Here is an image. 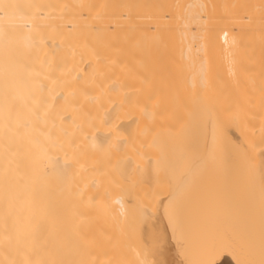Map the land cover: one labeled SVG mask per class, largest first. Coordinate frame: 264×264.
Masks as SVG:
<instances>
[{"label":"bare ground","instance_id":"bare-ground-1","mask_svg":"<svg viewBox=\"0 0 264 264\" xmlns=\"http://www.w3.org/2000/svg\"><path fill=\"white\" fill-rule=\"evenodd\" d=\"M253 24L257 26L258 31L261 28L259 32L261 34L263 32L262 35H264V0H0V264H77L76 261L80 260L85 261L84 264H94L93 259L98 254L99 258L102 257L99 261L103 264L111 262L112 264H191L183 258L185 255L182 254L184 251H182V238L179 234V220L184 208L182 201L187 191L199 188L194 186L200 177L198 174H203L204 181L205 178L210 177V173L212 176L216 175V167H212L215 164L213 163L215 154L213 152H216V150L213 151V146H217L216 142L222 138L218 137L220 133L218 126L221 124L227 125L226 131L223 126L222 128L225 132H229L224 138L235 140L232 147H236V150L233 148L235 151L233 152L238 160L234 157L235 160H232L230 155L228 157L232 161L240 160L241 164L237 162L234 170L242 165L244 172L240 171L243 174V181L242 179L241 181L248 187L245 191L246 196L248 192L249 199L245 198L246 201L249 200L250 207H247L245 218L243 216L244 221H241L243 222L241 232L238 231L239 234L236 232L237 236L239 235L238 240L231 238L232 241L230 239V242L227 241L229 232L226 237L224 236L225 240H220L219 244L216 242L218 245L217 247L213 245V256H211L213 262L210 263L221 264L227 259L231 264H264V148L253 146L256 143L254 138L264 136L261 134H264V130L259 131L261 132L259 136L256 132L255 137L251 133L253 126L260 128L258 127L261 125L259 122L264 121V108H260L263 113H258V120H254L255 116H250L251 113L248 112L249 123L247 120L246 122L239 120L240 124L235 122L230 127L227 122L228 118L224 121L222 115L223 121H220L221 117L215 116L219 107L215 105L216 103L210 102V100L213 102L214 99L216 100L215 96H210L211 99L206 96L207 100L194 104L195 107L188 119L189 123L201 126L202 129L199 138L201 148L193 152L190 159L186 158L190 160L189 165L187 166L188 162L185 163L184 160L181 164L186 166L179 167L178 161L187 152L184 150L182 152L184 148L179 145V148L175 145L178 150L173 149L175 141L177 144H180L181 140L185 141L186 136L183 134L188 130H183L182 133V127L179 130L181 135L175 136V132L171 135L166 133L170 138L166 137L164 132H155L154 139L152 138L151 141L160 149L159 157L156 160L154 156H151L156 160L153 161L150 158L151 163L143 159L145 163L139 164L138 169V165L136 166L137 177L149 185L156 179L159 168H164L165 180L169 184L168 192H163L165 196L163 194L162 197H157L152 208H146L141 202L134 200L132 191L128 192L129 187L123 191L124 187L120 186L119 192H113L107 196L106 200L97 194L94 195L96 199L91 200L93 188L102 187V191L105 194L108 193L104 190L105 178L100 179L99 177L103 174L91 175L99 168H101L99 172H102L101 162L103 160L115 157L116 165L112 164L115 174L120 179L130 175L131 161L129 159L131 157H123L128 153L127 148L129 147L126 148L127 153L126 149L120 150L125 145L128 146L124 145L122 137L126 135L122 132L124 130L122 128L130 126L128 128L130 130L133 127L132 122L134 121L129 118L138 117L140 112L150 116L157 106L158 109L160 108L157 105L158 100L154 105L148 104L140 107L135 98V89L139 84L146 83L149 78L147 68L153 67V65L149 66L151 60L149 53L151 55L155 53L156 48L162 51V44H167L169 50L166 49L164 58L167 64L172 66L158 61L157 68H162V75L167 74L165 76L169 75L167 70L169 68L172 73L168 76L170 79L171 77L181 79V76L185 78L183 74L187 75L190 72L187 76L190 82L194 79L203 83L211 78L217 80V75L208 78L209 73L218 72L219 69L215 67L217 65L215 62L205 56V50L212 49L215 53L219 52L227 58L226 63L234 64L230 62L237 60L234 55L235 46L241 50L243 45L242 41L239 44L240 47L238 46L241 42L239 37L242 36L243 31L246 34L255 31L252 29L255 27ZM250 25L254 27L251 28ZM248 28L249 31L246 30ZM260 33L258 38H260ZM262 38L264 44V36ZM262 38L259 40L261 41ZM176 51L178 55L174 57ZM156 52L159 51L156 50ZM131 53L134 55L131 56ZM169 53H173L172 56ZM159 54L152 56L154 59L157 56L160 58L162 52ZM198 54L202 55L201 60L196 59ZM239 57L237 63L240 64L236 66L237 71L227 64L228 67L230 66L228 73L231 77L236 76L233 77L235 82L243 76V79H239L243 84L236 82L237 89L242 86L241 91H247L254 84L252 80L255 82L256 78L253 79V74L249 75L253 73L252 67L245 70L244 67H248L246 66L248 64L241 65L244 62L242 58L240 62ZM208 61L212 65L209 66ZM181 63H184L186 70L184 67L182 69L186 73L180 71L182 69L178 65ZM204 63L207 68L204 67ZM193 67L194 69L191 70ZM211 68L213 72L209 70ZM207 69L209 72L205 73ZM193 73L198 77H195ZM204 75H207V78ZM199 76L203 79L205 77L206 80L202 78L200 80ZM254 87L257 85L252 88ZM258 94L260 95V92ZM245 97L246 95L244 98L242 96L243 99H246ZM255 98L256 103L257 97ZM251 105H253L252 102ZM256 112L252 115L257 116ZM218 113L222 114V111ZM195 114L200 117L196 118ZM127 117L128 119H125ZM249 117H251L250 120ZM242 122L249 125L248 133L245 131L247 134L250 133L249 138L243 135L246 133L238 127L239 125L242 127ZM189 123L188 125H191ZM114 129L118 132L120 130L121 133H119L124 135L119 136L121 138L117 135L115 139L112 136L109 138V134ZM179 131H177L178 134H180ZM129 135L130 133L127 134ZM173 135L175 137L171 139ZM127 136L123 137L124 140L130 138ZM165 138L169 144L172 143L171 146L173 145L170 150L172 154L170 161L173 160V162L166 161L169 163L167 167L161 165L165 160L163 148L166 146H162L164 142L166 143ZM229 142L233 144L228 139ZM169 144L166 143L168 146ZM180 148H182L181 151ZM188 152L190 153L191 150ZM120 153L122 157L118 158ZM130 153L132 154L131 151ZM224 156L226 157V154ZM238 169L241 170L240 167ZM196 172L198 173L197 178L196 175L193 176ZM234 173L235 176H239L238 180H240L241 173L238 175L236 171ZM218 175L219 173L215 178ZM89 178L92 179L91 183L88 182ZM238 180L236 182L233 179L236 183L240 182ZM211 183L213 184L207 185L213 186L214 182ZM241 186H238L240 187L238 190L242 189ZM78 194L79 199L77 200ZM203 196L204 193L201 201L207 197ZM188 199L187 203L190 201ZM76 203L77 205L95 204L97 211L102 213L103 217L113 221L111 228L116 234L122 233L118 222L127 217L129 205L132 204L134 222L138 228V246L127 242L116 247L114 246L116 245L115 240L111 242H115L110 245L112 247L107 246L104 243L106 239H102L103 241L98 239L102 231H95L93 224H90L96 215L86 212L84 215L86 222L82 227L80 226L79 220L83 216H80V212L76 210ZM140 205L144 207H139ZM181 206L182 212L180 210V213ZM193 209L191 212L194 211ZM179 213L182 215L180 216ZM190 214L188 213L189 216ZM221 220L220 225L224 222ZM232 229L231 231H235ZM232 234L235 232H231V237H234ZM212 236H210L211 240ZM221 236L218 239H222L223 236ZM234 240L237 242H233ZM94 241L97 242L96 245ZM101 242L104 243V247ZM99 244L101 247H98ZM192 250L191 248L189 251ZM197 251L199 253V250ZM120 253L122 257L118 256ZM113 255H117L116 258ZM199 263L200 261L195 264Z\"/></svg>","mask_w":264,"mask_h":264},{"label":"rangeland","instance_id":"rangeland-1","mask_svg":"<svg viewBox=\"0 0 264 264\" xmlns=\"http://www.w3.org/2000/svg\"><path fill=\"white\" fill-rule=\"evenodd\" d=\"M251 1V0H250ZM254 1V0H253ZM253 22V21H252ZM252 25V24H251ZM250 25V26H251ZM254 25V24H253ZM255 26V25H254ZM254 26H251V28L252 27H254ZM250 28V27H249ZM246 29V30H250V29ZM253 30L255 29V31H258L257 30V26H255L254 28H252ZM259 29V28H258ZM248 31H246L247 33H248ZM255 31H252V33H248V34H246L244 31H243V33H241L242 34V36L241 37H239V41H241V42H239L238 43V46L240 47V45L239 44H241L242 43V41H243V45L241 46V50H239V48H237V46H235V49H234V55H235V57L237 58V60H236V58H235V60L236 61H231L230 63L232 64V63H234V64H232V65H230L229 64V62H227L226 63V61H227V58L226 57H223V54H220L219 52H217V53H215V51L214 50H209V49H206L205 51V56L209 59V60H211L212 62H215L217 65L215 66V67H218V69L221 71V72H219V70H218V72L217 71H215V72H213V69L211 68V69H209V70H212L211 72H213V73H209V75H208V78L211 76V77H214L215 75H217V80H214V79H208V81H206V82H200V81H198V80H195L194 78V80H191L192 82H190V81H188L187 80V76H188V74L190 73H188L187 75H184L183 74V76H185V78L183 77L182 78V76H181V79L178 77V78H174V79H172V77H171V79L168 77V76H171V72H170V70H169V68H167V70L169 71L168 73H169V75L168 76H165V75H167V74H165V73H163V74H165V75H162V68L160 69H158L157 68V64L159 63L158 61H160V63H162V61H163V64H167V62H166V60H165V56H166V54H165V51H167V50H169V49H167V48H169L168 46H167V44H162V47L161 48H163V50L162 51H160V49L158 50L157 48L156 49H154L155 50V53L153 52V54L152 55H155V54H157V55H160L159 53H161L162 52V54H163V56H162V54H161V56H160V58H159V56H157L156 57V59H154V56H152L151 55V53H149L150 55V57H151V60H150V63H149V66H151V65H153V67H150L151 68V71H150V68L148 67L147 69V72L149 73V75H148V79H147V82L146 83H143V84H139L138 85V87L135 89L136 91H135V98H136V101L140 104V107L141 106H144V105H148V104H153L154 105V103H155V101L156 100H158V104L157 105H159L160 106V108L158 109V106L154 109V111H152L151 112V115L150 116H146V115H144V114H142L141 112L139 113V115H137L138 117H133V116H131L129 119H133V121L134 122H132V125H133V127H132V125H131V127L132 128H130V130H128V128L130 127L129 126V123H128V128H126V127H123L122 128V132L124 133L125 132V135L127 136V134L128 133H130V138H129V136H127L128 138H125V139H128L129 141H130V143H129V141L128 140H124V138L123 137H126V136H123L122 134H120L121 133V131L119 130V132L118 131H116L115 129L117 128V127H115V129H114V131L112 132L111 131V134H109V138H116V136L115 135H117V137L118 138H121V137H119V136H123L122 137V139H123V141H124V145L125 144H127L128 146H124V147H122L120 150H122V151H124L127 147H129L130 148V151L132 152V154L130 153V151H129V148H127L128 149V153L126 152L127 151V149L125 150V152L127 153V154H125L124 152H122V153H124L125 154V156L123 155V157H126V156H128V158H130L131 157V159H129L130 161H128V163L130 162V166H131V171H130V175H128V176H126L125 178H119L116 174H115V172H114V170H113V168H112V164L114 163V161L116 160L115 159V157H108L105 161L103 160L102 162H101V165H103V168H102V172H99L100 170H101V168H99V169H97L96 170V172L94 173H92L91 175H93V176H97L98 175V173H101V174H103L102 176L101 175H99V177H101L100 179H102L103 177L105 178V180H106V182H105V189L104 190H107L108 191V193L107 194H105L103 191H102V187L100 188V187H96V188H93L92 189V194H93V197L91 198V200H93V199H96V197H94V195H100V196H102L103 197V199H108L107 198V196H110L113 192H116V191H118L119 192V190H120V188L122 187H124L123 188V191H125V190H127V188L129 189L128 190V192L130 191H132V196L134 197L133 199L134 200H137L138 201V203L139 202H141L142 203V205H145L146 206V208H149V207H153V204L155 203V201H156V199H157V197L158 198H160V197H162V195L164 194L163 192H165V191H167V189H168V183H167V181L165 180L166 179V177H165V173H164V168H159V170H158V172H157V174H156V179L152 182V184L151 185H149V184H147L146 182H144V181H142V180H140V178L139 177H137V174H136V170L139 168V164L140 165H143V162L145 163V161L143 160V159H145V160H147L149 163H151L150 161H151V159L150 158H152L151 156H154V159H156L157 160V157H159L158 155L160 154V149H158V147H156L153 143H152V141H151V139L153 138V135L154 134H156L155 132H158V133H168V134H170L171 135V133H174V135L175 136H177V135H181L184 131L183 130H188L187 132H184V134L183 135H185L186 137H185V141H183V140H181V141H179V142H185V144H177V143H173V149H177V148H175V145H177V147H178V145L179 146H182L184 149H182V148H180V151H181V149H182V152H183V150L185 151V152H187V154H185L184 156H182L181 157V159H180V161H178L179 162V164H180V166L179 167H185L186 165L188 166L189 165V161L190 160H187L186 158H188V159H190L192 156H191V154H193V152H195V151H197V150H199L201 147H200V145H201V141L199 140V138H200V134H202V129H201V126H198V125H196L195 126V124H191V123H189L190 122V120L188 121V119H190L189 117H190V113L192 112V110L194 109V107H195V105L194 104H197V103H200V101H204L205 99L207 100V98H206V96L209 98L210 96H212V97H214L215 96V98H216V100L214 99V102L212 101V100H210V102H212V103H216L215 105H218L217 107H219V110H216V113H215V116L216 117H219L220 118V121H223L222 120V115L224 116V121L227 119V122L230 124V127L231 126H233L234 125V123L236 122V124L237 123H239L238 121L240 120V121H243L244 120V122H246V120H247V122L249 123V121H248V116L250 115V116H255V118H254V120H258L259 119V117H258V113H263V110L262 109H260V108H264V44L262 43L263 41V36L264 35H262L263 34V32H262V34L259 32V31H261V28L259 29V31L258 32H255ZM246 35H245V34ZM259 33H260V38H262L261 39V41L259 40L260 38H258L259 36ZM244 34V35H243ZM261 35H262V37H261ZM167 49V50H166ZM156 50L157 51H159L158 53L156 52ZM173 50V49H172ZM171 50V51H172ZM175 50V49H174ZM173 50V51H174ZM153 51V50H152ZM152 51H150V52H152ZM178 51V50H177ZM177 51L175 52V54H174V57H175V55L177 54ZM128 52H129V50H128ZM132 52V51H131ZM129 54H130V52H129ZM171 53H169V55H170ZM173 54V53H172ZM172 54H171V56H172ZM132 55H134V54H132L131 53V56ZM178 55V54H177ZM199 55V56H198ZM198 55H196V59L197 60H201L202 59V55H200V54H198ZM239 55H240V57H239ZM170 57V56H169ZM238 57L240 58V62H242L241 60L243 59V62H244V64L243 63H241V65H246V63L248 64V65H246V66H248V67H244V69L246 70L247 68H251L252 69V71H253V73H249V75H251V74H253V77H251V78H253V79H255L256 78V80H255V82H254V80H252L253 81V83L255 84H253V86H256L257 85V87H254V88H252L253 86H251V87H249L248 89H247V91H241V87L242 86H240L239 88L240 89H237V85L238 84H241L242 82V80H239V79H243V76H241V78H239V79H237L236 80V82L238 83H236L233 79L236 77V76H233L232 75V77H231V75L229 76V74L230 73H228L229 72V67L230 66H232V67H234V69H236L237 67H238V64H240V63H237V61H238ZM159 58V59H158ZM168 57H166V59H167ZM201 58V59H200ZM242 58V59H241ZM162 59V60H161ZM175 60H176V58H174ZM173 59V60H174ZM177 60H179L178 58H177ZM214 60V61H213ZM172 61V60H171ZM229 61V60H228ZM169 62V61H168ZM174 62V61H173ZM205 62H207V60L205 61ZM235 62L237 63V64H235ZM239 62V61H238ZM171 63V62H170ZM162 64V65H163ZM169 64V63H168ZM167 64V65H168ZM176 64H177V61H176ZM175 64V65H176ZM184 64V63H183ZM183 64L181 63L180 65H178L181 69L184 67L183 66ZM208 64H209V61H208ZM230 65L229 67H228V65ZM204 67H206L207 68V66H206V63H204ZM210 65H212V64H209V66ZM234 65V66H233ZM252 65V66H251ZM169 66H172V65H170L169 64ZM182 66V67H181ZM208 66V68H210ZM237 66V67H236ZM158 67H159V65H158ZM179 67L177 68V69H179ZM189 67V66H188ZM191 67V66H190ZM166 68V67H165ZM172 68V67H171ZM186 67H184V69H185ZM214 68V67H213ZM240 68V67H239ZM155 69V70H154ZM163 69H164V67H163ZM184 69H182V70H180L181 72L182 71H184V73H186V69L184 70ZM194 69V67L191 69V70H193ZM243 69V70H244ZM160 70V71H159ZM195 70H196V68H195ZM209 70L207 69V70H205L204 72L205 73H208L209 72ZM243 70H241V71H243ZM158 71L159 72H161L160 73V75H159V73H158ZM163 71H165V69L163 70ZM172 71V70H171ZM174 71H175V69H174ZM236 71H237V69H236ZM238 71H239V69H238ZM249 71H250V69H249ZM153 72V73H152ZM167 72V71H166ZM179 72V71H178ZM177 72V73H178ZM191 72H193V71H191ZM247 72V71H246ZM154 73H156L155 75L157 76V77H155V75H154ZM173 73H175V72H173ZM176 73V74H177ZM238 73H240V72H238ZM242 73H244V72H242ZM182 74V73H181ZM195 73H193V75H194ZM204 74V73H203ZM241 74V73H240ZM150 75H151V78H150ZM174 75V74H173ZM228 75V76H227ZM239 75V74H238ZM244 75V74H243ZM175 76V75H174ZM176 76H178V75H176ZM190 76H192V75H190ZM195 76V75H194ZM205 76V75H204ZM203 76V77H204ZM207 76V75H206ZM205 76V77H206ZM244 76H246V75H244ZM248 76V75H247ZM252 76V75H251ZM159 77H160V79H159ZM163 77H167V78H163ZM195 77H198V76H195ZM200 77V76H199ZM205 77H204V79L202 78V77H200V80H201V78L203 79V80H206L205 79ZM229 77V78H228ZM231 77V78H230ZM234 77V78H233ZM153 78V79H152ZM155 78H157V80L155 79ZM161 78H163V79H161ZM207 78V77H206ZM238 78V77H237ZM245 78V77H244ZM159 79V80H158ZM199 79V78H198ZM216 79V78H215ZM152 80H155V81H152ZM190 80V79H189ZM238 80L240 81V82H238ZM245 80V79H244ZM146 81V80H145ZM149 81H151V82H149ZM245 82V81H244ZM129 83V82H128ZM243 84V83H242ZM236 85V86H235ZM252 85V84H251ZM252 88V89H251ZM245 89V88H244ZM253 89H254V92H253ZM257 89V90H256ZM259 89V90H258ZM255 90H256V92H255ZM257 91H259L260 92V95L258 94L259 92H257ZM244 92V93H243ZM242 93L244 94V95H242ZM257 95H255V94ZM243 96V98H244V96L246 95V99H243L242 98V96ZM249 96V97H248ZM219 97V98H218ZM255 97H257V105H259L258 107H257V105H256V103H255V100H256V98ZM254 98H255V100H254ZM209 99H211V98H209ZM208 99V100H209ZM254 100V101H253ZM251 102H252V104L253 105H255V106H253V105H251ZM263 104V105H262ZM214 105V104H213ZM214 105V106H215ZM262 105V106H261ZM217 107H215V109H218ZM258 108V109H257ZM250 109L252 110V111H257L256 113H257V116L256 115H252L253 113H255V112H252V111H250ZM222 111V114H220V113H218V112H221ZM214 112H215V110H214ZM251 113V114H247V113ZM126 114V113H125ZM196 115V114H195ZM192 116V115H191ZM193 117H194V115H193ZM196 118H199L200 117V115H196L195 116ZM250 118L251 117H249V120H250ZM258 118V119H257ZM125 119H128V117L127 118H125ZM252 121H253V119H252ZM189 124H191V125H188V123ZM231 122V123H230ZM244 122H242V127L239 125H237L238 127H239V129H241L242 130V132L244 131H247V133H248V129H249V125L247 126L246 124H244ZM254 122V121H253ZM263 122L264 121H262V122H259L261 125H258V127H260V128H257V127H255V126H253V128H251L252 129V131H251V133H253V136L256 134V132H258V136L260 135V133L264 130V125H263ZM241 123V122H240ZM239 123V124H240ZM251 123V122H250ZM256 123V122H255ZM186 124V125H185ZM227 124V123H226ZM228 124V125H229ZM232 124V125H231ZM127 125V124H126ZM184 125H185V127H184ZM194 125V126H193ZM220 125V124H219ZM225 124H221L220 126H218L217 128H218V130H219V132L217 131V133H219V136L218 137H222V138H220V141H222V143L224 144H222L220 141H219V139H218V141L216 142L217 143V146L215 145V146H213V151L214 150H216V152H213V153H215L214 154V158H213V163L215 162V164H213L212 165V167L213 166H215L216 167V171H217V173H215L216 175H214V176H212V173H210V177H207V178H205V181H204V177H203V174L201 173V175L200 174H198L197 172L193 175V176H195L196 175V178H197V174H198V176H200L199 178H198V180L195 182V184H194V186H195V188L198 186L199 188L197 189L196 188V190L193 188V190L194 191H192V190H189V191H187L186 192V196L184 197V201H182V206H184V208H183V212H182V206L180 207V209H179V212H180V210H181V212L183 213V215L182 214H180L179 213V215L181 216L182 215V217H180V220H179V222H180V226H179V234H180V236H181V238H182V251H184V252H182V254L183 255H185V256H183V258H184V260L185 261H187V262H189V263H191V264H195V263H198L199 261H200V263L199 264H207V262H208V264H211L212 262H213V260H212V258H211V256H213L212 255V248L214 247L213 245H215V247H217V245L221 242L220 240H222L223 241V239L225 240L226 238V236L229 234V232H230V234L228 235V237H227V241L230 239L231 240V238L232 239H237L238 240V238H239V235L237 236V234H236V232L238 233V231L239 232H241V230H240V228H241V226H242V223H241V221H244V218H245V214L247 213V207H250V204L248 203L249 202V200H247L246 201V198L247 199H249V196H248V192H247V196H246V191L248 190L247 188L248 187H246L247 185H245V184H243V177H242V173L240 172V171H242V172H244L243 170H242V168H241V166L242 165H239V166H237V170H239L238 168L240 167V169L241 170H239L238 172L239 173H241V177H240V180H238L239 179V176H235V173H234V171H236V175H238L239 173H237V170H234V168L236 169V163L238 162L239 164H241L240 163V160L239 161H237L238 159L236 158V157H234V156H236L235 155V151L234 150H236V147H232V145H234L235 143H234V141H233V139L234 138H232V139H230V138H228L230 141H232V143L233 144H231L230 142L228 143V139H226V138H224V136L226 135V134H228L227 132H225L226 131V126H224ZM256 126H257V123L255 124ZM187 126H189V128L187 127ZM191 126V127H190ZM222 126L224 127V129H225V131H224V129L222 128ZM244 126V127H243ZM251 126V125H250ZM120 127V126H119ZM119 127L117 128V130L119 129ZM183 127V128H182ZM255 127V128H254ZM182 128V129H181ZM191 128V129H190ZM237 128V127H236ZM128 131H127V130ZM182 130L181 132L179 131V130ZM195 129V130H194ZM228 129V128H227ZM254 129V130H253ZM259 129V130H258ZM113 130V129H112ZM198 130V131H197ZM262 130V131H261ZM126 131H127V133H126ZM177 131H179V133L180 134H178V132ZM194 131V132H193ZM259 131H261V132H259ZM110 132V131H109ZM117 133H119V134H117ZM153 133V134H152ZM157 133V134H158ZM177 133V134H176ZM222 133H225L224 135L222 134ZM246 133V132H245ZM243 134V135H246V136H248L249 134ZM164 134V135H165ZM168 134H166V137H168ZM191 134H193V135H191ZM262 135H264L263 133H261ZM172 136L171 137V139H173V137H175V136ZM191 135V136H190ZM221 135V136H220ZM223 135V136H222ZM242 135V136H243ZM112 136V137H111ZM251 137V136H250ZM255 137V136H254ZM253 137V138H254ZM114 138V139H115ZM168 138H170V136L168 137ZM189 138V139H188ZM245 138H247V137H245ZM248 138H249V136H248ZM247 138V139H248ZM154 139V138H153ZM152 139V140H153ZM171 139H169V141H171ZM191 140V141H190ZM195 140H197V141H195ZM126 141V142H125ZM165 141H166V138H165ZM187 141V142H186ZM254 141L256 142H254L255 144L253 145V146H255V147H260V148H264V136H260V137H256V138H254ZM200 142V143H199ZM249 142V141H248ZM165 143V142H164ZM162 144V146H164L165 148H163L164 149V151H163V153L165 154V160H163V164H161V165H165L166 167L168 166V164L169 163H171V162H173V160H171L170 161V158H171V151L170 150H172V146H171V144H169L168 143V141H166V143L167 144H169V146L168 145H166V143L165 144ZM222 145H221V144ZM250 143V142H249ZM229 144H231L230 146H229ZM252 144V143H251ZM190 145V146H189ZM219 145H221V146H219ZM223 146V147H222ZM229 146V147H228ZM186 147V148H185ZM219 147V148H218ZM221 147H222V149H221ZM228 147V148H227ZM231 147H232V149H231ZM179 148V147H178ZM216 148V149H215ZM233 148H234V150H233ZM132 149V150H131ZM186 149H187V151H186ZM228 149H229V151H228ZM178 150V149H177ZM188 150L190 151L191 150V152L189 153L188 152ZM218 150H219V154H218ZM220 150H222V151H220ZM227 150V151H226ZM232 150V151H231ZM226 151V152H225ZM234 151V152H233ZM184 152V153H185ZM223 152V153H222ZM229 152H231L230 154H229ZM129 153L131 154V155H129ZM234 153V154H233ZM226 154V157L224 156V155ZM216 155H217V157H216ZM219 155V156H218ZM221 155V156H220ZM230 155V156H229ZM233 155V156H232ZM118 156H120V157H118V158H121L122 157V154L120 153V155H118ZM156 156V157H155ZM187 156V157H186ZM222 156H224V157H222ZM233 160L234 158L235 159H237L236 161H232L229 157ZM147 157H148V159H147ZM185 157V158H184ZM234 157V158H233ZM238 157V156H237ZM180 158V157H179ZM218 158V159H217ZM222 158H224V160H222ZM229 158V159H228ZM247 158H248V156H247ZM153 159V158H152ZM153 159V161H156V160H154ZM183 159V160H182ZM234 159V160H235ZM142 160V161H141ZM181 160H182V162H181ZM184 160H185V163L186 162H188V164H186V165H183V164H181V163H183L184 162ZM215 160V161H214ZM231 160V161H230ZM248 160V159H247ZM250 160V159H249ZM117 161V160H116ZM116 161H115V163H116ZM141 161V162H140ZM169 162V163H167V162ZM218 161H219V163H218ZM221 161H222V163H223V165H222V163H221ZM224 161V162H223ZM226 161H227V163H226ZM230 161V162H229ZM231 163L232 162V164H229V163ZM114 163V165H116ZM131 163H132V165H131ZM147 163V162H146ZM162 163V162H161ZM184 163V164H185ZM148 164V163H147ZM217 164V165H216ZM138 165V166H137ZM145 165V164H144ZM161 165H159V166H161ZM220 165V166H219ZM225 165H226V167H225ZM136 166H137V169H136ZM164 166V167H165ZM219 166V167H218ZM223 166V167H222ZM231 166H232V168H231ZM235 166V167H234ZM114 168L116 167V166H113ZM163 167V166H162ZM165 167V168H166ZM215 167H214V169H215ZM134 170H133V169ZM224 168V169H223ZM226 168H230L229 170L228 169H226ZM213 169V168H212ZM199 171V170H198ZM229 171V172H228ZM135 172V173H134ZM214 172H215V170H214ZM221 172V173H220ZM219 173V175H218V177L217 178H215V176H217V174ZM224 173H225V175H224ZM229 173V174H228ZM231 173V174H230ZM234 173V174H233ZM246 173V172H245ZM244 173V174H245ZM132 174V175H131ZM134 174V175H133ZM227 174V175H226ZM232 174L234 175V176H232ZM105 175V176H104ZM224 176V177H223ZM213 177V178H212ZM228 177V178H227ZM231 177H232V179H231ZM238 177V178H237ZM230 178V179H229ZM216 179V180H215ZM233 179H235V181L236 180H238V181H240L239 183H236L235 181H233ZM241 179H242V181H241ZM89 181L88 182H92V179L91 178H89L88 179ZM203 180V181H202ZM214 180V181H213ZM221 180V181H220ZM231 180V181H230ZM199 182H201V183H203V184H201V183H199ZM211 182H214V185L213 186H211L213 183H211ZM232 182H235V184L233 183L232 184ZM90 183H88V184H90ZM240 183H241V185H245L244 187H242L241 185H240ZM199 184H200V186H199ZM207 184H211L210 186L209 185H207ZM206 185H207V187L208 188H210V189H208L207 187H206ZM121 186V187H120ZM227 186V187H226ZM236 186H237V188H236ZM238 186H241L242 187V189L244 190V192H243V190H242V194L240 193L241 192V190H238V189H240V187H238ZM245 187H246V189H245ZM99 188H100V190H99ZM126 188V189H125ZM235 188V189H234ZM204 189H206V190H204ZM207 189H208V193H207ZM246 190V191H245ZM123 191H120V192H123ZM193 192V194H192V192ZM199 191H201V192H199ZM203 191H205V192H203ZM214 191V192H213ZM127 192V191H126ZM168 192V191H167ZM166 192V194H168ZM210 192V193H209ZM203 193H204V196H207V197H205L203 200L204 201H201V196L203 195ZM205 193H207V194H205ZM235 193H237V194H235ZM131 194V193H130ZM191 194V195H190ZM202 194V195H201ZM216 194V195H215ZM190 195V196H189ZM196 195H197V197H196ZM209 195V196H208ZM218 195V196H217ZM240 195H241V197H240ZM92 196V195H91ZM163 196H165V194L163 195ZM203 196V197H204ZM244 196V197H243ZM191 197V198H190ZM240 197V198H239ZM246 197V198H245ZM190 199V201L187 203V199ZM208 198H209V200H208ZM229 198V199H228ZM236 198H238V199H236ZM243 200H242V199ZM79 199V194H78V196H77V200ZM188 199V200H189ZM205 199H207L206 201H205ZM217 199V200H216ZM232 199V200H231ZM194 200V201H193ZM231 200V201H230ZM195 201H196V203H195ZM199 201V202H198ZM201 201V202H200ZM245 201L247 202V203H245ZM191 202V203H190ZM243 202V203H242ZM140 203V204H141ZM186 203V204H185ZM194 203V204H193ZM199 203H201V204H199ZM213 203H214V205H213ZM217 203V204H216ZM222 203V204H221ZM193 204V205H192ZM198 204V205H197ZM211 204V205H210ZM244 204H246V205H244ZM188 206V207H185V206ZM200 205H201V207H200ZM241 205V206H240ZM130 207H129V210H128V214H127V217L124 219V220H122V221H119L118 223H119V226L121 227V230H122V233H120V234H116L115 232H113V231H115V230H113L111 227V223L113 224V221L111 222L110 220H108V219H106V217H103L104 215L102 214V213H100V212H98L97 211V206L95 205V204H80V205H77V203H76V210H78L80 213H79V215L80 216H83V217H81V220H79V224H80V226L82 227L83 226V224H84V222H86V219H84V215H86V212H87V214L89 213V214H91V213H93L94 215H96L95 216V219H92L91 221H90V224L92 225L93 224V229L96 231V230H100V231H102V234L101 235H97L99 238L98 239H100L101 241H103V240H105L106 239V241L104 242L107 246H110V245H112V244H115V242H116V245H114V246H119L120 247V244H125V243H127V242H129V243H131V244H135V246H138V244H139V239H137V238H139L138 236V233H137V231H138V228H137V224H135L136 222H134V217H133V211H132V209L134 208V206L131 204V205H129ZM139 207H144V206H139ZM151 207V208H152ZM193 207L195 208V209H197V210H195V209H193ZM215 207V208H214ZM220 207V208H219ZM223 207V208H222ZM233 207L235 208V209H233ZM190 208V209H189ZM196 212H194V211H192L191 212V210L192 209ZM201 209V210H200ZM224 209V210H223ZM81 210H83V211H81ZM211 210V211H210ZM220 210H222V211H220ZM132 211V212H131ZM186 211V212H185ZM238 211V212H237ZM216 212V213H215ZM100 214V215H98L97 216V214ZM188 213L190 214V216H192V217H190L189 215H188ZM225 213V214H224ZM226 213H227V215H226ZM222 214H223V216H222ZM229 214V215H228ZM237 214H238V216H237ZM242 216H241V215ZM92 215V214H91ZM103 215V216H102ZM185 215H187L186 216V218H187V220H186V218H185V220H184V217H185ZM204 216V217H203ZM213 216V217H212ZM226 216H228V217H226ZM237 216V217H236ZM243 216H244V218H243ZM211 217V218H210ZM216 217V218H215ZM226 217V219H223V218H225ZM183 218V219H182ZM190 220H189V219ZM207 219V220H206ZM221 221H224V222H221V225H220V220ZM242 219V220H241ZM194 220V221H193ZM185 221V222H184ZM198 221V222H197ZM215 221V222H214ZM235 221V222H234ZM187 222V223H186ZM201 222V223H200ZM205 222V223H204ZM225 222H227V223H225ZM239 222V223H238ZM88 223V222H87ZM188 223H189V225H188ZM193 223V224H192ZM217 225H216V224ZM225 223V225L224 226H222L223 224ZM229 223H231V224H229ZM237 223V224H236ZM241 223V224H240ZM192 226H191V225ZM202 224V225H201ZM208 224V225H207ZM236 224V225H235ZM238 224H240V225H238ZM205 225V226H204ZM215 225V226H214ZM232 225H233V227H234V229H232L233 227H232ZM188 227V230H187V227ZM198 226V227H197ZM204 226V227H203ZM229 226V227H228ZM200 227V228H199ZM213 227L215 228V229H213ZM239 227V228H238ZM194 230H193V229ZM205 228V229H204ZM206 228H207V230H206ZM225 228V229H224ZM229 228V229H228ZM136 229V230H135ZM202 229V230H201ZM219 229V230H218ZM231 229L232 230H235V231H231ZM237 229V230H236ZM92 230V229H91ZM201 230V231H200ZM204 230V231H203ZM207 232H206V231ZM214 230H216L217 232H215ZM224 230V231H223ZM194 233H193V232ZM198 231H200V232H198ZM203 231V232H202ZM212 231H214V232H212ZM228 231V232H227ZM198 232V233H197ZM205 232H206V235H205ZM208 232H210V233H208ZM221 232V233H220ZM231 232L233 233V232H235V234H232V236L234 235V237H231ZM201 233V235H199ZM204 233V234H203ZM208 233V234H207ZM228 233V234H227ZM108 234V235H107ZM136 234V235H135ZM219 234V235H218ZM226 234V235H225ZM239 234V233H238ZM138 235V236H137ZM192 235H194V236H192ZM208 235H209V237H208ZM213 235V236H212ZM220 235H222L221 237H222V239H218V238H220ZM236 235V236H235ZM191 236V237H190ZM204 236V237H203ZM210 236H212V240L210 239L211 237ZM208 237V238H207ZM215 237H217V238H215ZM235 237H237V238H235ZM186 238V239H185ZM190 238V239H189ZM196 238V239H195ZM98 239H96V241L98 240ZM103 239V240H102ZM184 239V240H183ZM203 239V240H202ZM115 240V242L114 243H111L112 241H114ZM136 240H137V242H136ZM187 240V241H186ZM196 240H197V242H196ZM206 242H205V241ZM208 240V241H207ZM210 240V241H209ZM213 240H214V243H213ZM215 240H217V241H215ZM230 240H229V242H230ZM233 241V242H237V241ZM108 241H110V242H108ZM192 241V242H191ZM199 241H200V246L198 245V243H199ZM232 241V240H231ZM107 242H108V244L109 243H111V244H107ZM208 242V243H207ZM209 242H211V243H209ZM216 242L218 243V244H216ZM93 243H95V245L97 244V242H93ZM103 243V244H104ZM137 243V244H136ZM186 243V244H185ZM193 243H194V245H195V247H194V245H193ZM204 243V244H203ZM205 243H206V246H205ZM101 244H102V242H101ZM101 244H99L100 246H98V247H101ZM102 244V245H103ZM190 244V245H189ZM94 245V244H93ZM202 245V246H201ZM105 245H103V247H104ZM199 246V247H198ZM210 246V247H209ZM212 246V247H211ZM110 247H112V246H110ZM115 247V248H116ZM193 249L192 251H189V250H191V248ZM206 247V248H205ZM204 248H205V251H204ZM208 248H211V249H208ZM187 249H188V252H187ZM199 250V253H198V251L197 250ZM208 249V250H207ZM105 250V249H104ZM107 250V249H106ZM105 250V251H106ZM200 250H201V252H200ZM110 251V250H109ZM109 251H107V252H109ZM196 251V252H195ZM208 251V252H207ZM103 252V254H104V251H102ZM101 252V253H102ZM106 252V253H107ZM207 252V253H206ZM100 253V254H101ZM189 253H191L190 255H189ZM195 253V254H194ZM67 255H70V254H68V253H66ZM102 254V255H103ZM208 255V256H205V255ZM123 255H124V253H123ZM196 255V256H195ZM205 257H204V256ZM210 255V256H209ZM101 256V255H100ZM117 256V255H116ZM116 256L115 255H113V257H115L116 258ZM118 256H121L122 257V253H120V255H118ZM125 256H127L126 254H125ZM201 256V257H200ZM96 257H98V258H96ZM96 257H94L95 259H93V260H95V262H94V264H100L101 262L99 261L102 257H100L99 258V254L96 256ZM187 257V258H186ZM191 257V258H190ZM209 258V259H208ZM98 259V260H97ZM193 259V260H192ZM209 261H208V260ZM211 259V260H210ZM80 260V259H79ZM97 260V261H96ZM190 260V261H189ZM206 260V261H205ZM102 261V260H101ZM82 261L80 260V261H76V263L77 264H84V262H82ZM108 262L110 263L111 262V259L110 260H108ZM211 262V263H210ZM225 262V263H224ZM224 262L223 263H221V264H231L230 263V261L229 260H227V259H225L224 260ZM131 263H133V262H131ZM93 264V263H92ZM101 264H103V263H101ZM107 264V263H106ZM110 264H112V262L110 263ZM130 264V263H129ZM188 264V263H187Z\"/></svg>","mask_w":264,"mask_h":264}]
</instances>
